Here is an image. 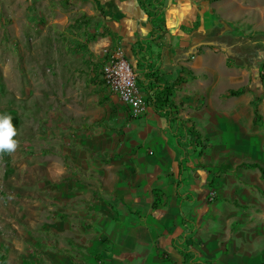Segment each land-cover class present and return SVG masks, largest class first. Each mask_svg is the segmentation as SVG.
Segmentation results:
<instances>
[{"label": "crops", "instance_id": "0c3cea01", "mask_svg": "<svg viewBox=\"0 0 264 264\" xmlns=\"http://www.w3.org/2000/svg\"><path fill=\"white\" fill-rule=\"evenodd\" d=\"M219 1L93 0L91 37L77 43L73 66L69 54L60 66L67 94L57 115L74 122L62 133L74 153L43 166L58 207L47 206L41 225L19 226L11 264H264V175L247 167L264 171V144L244 136L239 163L212 161L240 120L264 126V100L228 97L246 86L226 68L263 54L222 28ZM119 48L145 99L149 85L155 98L175 85L170 113L146 107L133 118L104 86L101 68Z\"/></svg>", "mask_w": 264, "mask_h": 264}, {"label": "rangeland", "instance_id": "374dc122", "mask_svg": "<svg viewBox=\"0 0 264 264\" xmlns=\"http://www.w3.org/2000/svg\"><path fill=\"white\" fill-rule=\"evenodd\" d=\"M219 5L226 25L222 28L228 34L248 41L263 40L264 0H221ZM94 6L93 0H0V131H9L12 120L17 122L8 163L0 156V264H11L14 257H19L17 244L12 243L19 236L17 231L22 230L19 226L28 227L29 222L41 225L47 206L58 207L46 199L48 184L43 166L66 163L67 153L72 155L76 146L73 139L62 134L67 123L71 126L74 122H65L57 115L60 94H67L65 82L60 86V66L67 64L64 57L68 54L73 66L75 53L83 50L77 43L91 37L89 31L96 25L90 14ZM82 14L91 15L85 27ZM256 47L263 54L261 60L249 63L231 59L226 68L228 72L238 71L251 99L260 102L264 100V45ZM234 62L242 65L240 69ZM73 95L68 93V97ZM218 98L224 101L222 96ZM228 101L229 111L234 106ZM68 109H72L69 112L73 117L74 106ZM238 123L243 129L229 133V138L217 145L219 151L212 159L216 165H234L246 157L240 152L246 149L244 136L264 144V126L244 118ZM215 197L216 190L211 187L208 200Z\"/></svg>", "mask_w": 264, "mask_h": 264}, {"label": "built area", "instance_id": "2783aa9c", "mask_svg": "<svg viewBox=\"0 0 264 264\" xmlns=\"http://www.w3.org/2000/svg\"><path fill=\"white\" fill-rule=\"evenodd\" d=\"M100 73L104 86L128 108L133 118H138L145 112V98L136 83L135 72L120 48L107 55ZM211 198L212 196L210 200Z\"/></svg>", "mask_w": 264, "mask_h": 264}, {"label": "trees", "instance_id": "16d2710c", "mask_svg": "<svg viewBox=\"0 0 264 264\" xmlns=\"http://www.w3.org/2000/svg\"><path fill=\"white\" fill-rule=\"evenodd\" d=\"M83 21H86L87 23L89 22V17L81 16ZM263 40L259 42V44L264 45V38ZM259 48V47H258ZM175 85L167 86V87H160L159 88V95L158 98L155 96L149 95V92L153 91V87L149 85L148 88V97L145 99V106L146 107H152L153 109H156L158 112H165V113H170L171 109L173 108L172 102L170 101V95L174 89ZM247 91L246 87H242L237 90H230L228 91L227 95L228 97H237L243 94L244 92ZM169 115V114H167ZM173 120V118L171 119ZM179 122L181 121V125H184V122L181 119H177ZM16 120H12V127L9 131H0V156L6 164L8 163L9 159V154L12 149V143L14 141V132H13V127L16 125ZM190 134L198 136L196 131L190 128ZM195 137V138H196ZM198 138V137H197ZM248 168L250 169H259L261 172V175H264V171L260 167L258 163H251L247 165Z\"/></svg>", "mask_w": 264, "mask_h": 264}, {"label": "water", "instance_id": "95a60500", "mask_svg": "<svg viewBox=\"0 0 264 264\" xmlns=\"http://www.w3.org/2000/svg\"><path fill=\"white\" fill-rule=\"evenodd\" d=\"M195 49H196V47H195ZM195 52H193V51H191V52H189V54H194Z\"/></svg>", "mask_w": 264, "mask_h": 264}]
</instances>
